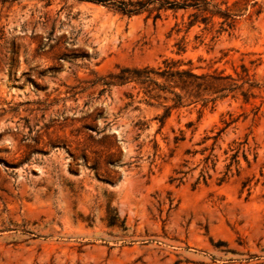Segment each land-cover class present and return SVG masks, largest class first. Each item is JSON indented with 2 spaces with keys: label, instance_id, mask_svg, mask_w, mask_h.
Returning <instances> with one entry per match:
<instances>
[{
  "label": "rangeland",
  "instance_id": "1",
  "mask_svg": "<svg viewBox=\"0 0 264 264\" xmlns=\"http://www.w3.org/2000/svg\"><path fill=\"white\" fill-rule=\"evenodd\" d=\"M210 1L231 27L0 0V264H264V0ZM165 60L239 89L162 123L105 85Z\"/></svg>",
  "mask_w": 264,
  "mask_h": 264
},
{
  "label": "trees",
  "instance_id": "2",
  "mask_svg": "<svg viewBox=\"0 0 264 264\" xmlns=\"http://www.w3.org/2000/svg\"><path fill=\"white\" fill-rule=\"evenodd\" d=\"M96 5L111 8L115 12L127 16H141L146 14L147 18L157 21L162 14L167 11H187L193 10L190 15L192 20L190 26L202 23L208 25L214 17L223 19L222 26L231 27L234 17L228 12H222L210 0H79ZM223 28V27H222ZM224 30V29H223ZM179 62L165 60L163 67H141V68H121L118 74L109 75V80L105 85L110 87L113 83L121 85L133 83L144 90L149 98L157 102H172V105L163 106L165 109L162 123L167 119L171 111L183 107L187 101L202 100L204 104L214 103L217 99L215 94L225 91L233 92L238 88L236 84L226 83L227 77L202 74H194L191 70H183L179 67ZM211 97L208 96V93ZM213 95V96H212ZM248 95L246 94V97ZM223 97V96H222Z\"/></svg>",
  "mask_w": 264,
  "mask_h": 264
}]
</instances>
